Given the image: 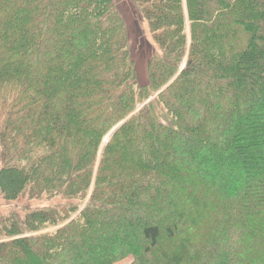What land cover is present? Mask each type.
Masks as SVG:
<instances>
[{
    "label": "trees",
    "instance_id": "trees-1",
    "mask_svg": "<svg viewBox=\"0 0 264 264\" xmlns=\"http://www.w3.org/2000/svg\"><path fill=\"white\" fill-rule=\"evenodd\" d=\"M134 2L142 82L115 0H0V264H264V0Z\"/></svg>",
    "mask_w": 264,
    "mask_h": 264
},
{
    "label": "rangeland",
    "instance_id": "rangeland-1",
    "mask_svg": "<svg viewBox=\"0 0 264 264\" xmlns=\"http://www.w3.org/2000/svg\"><path fill=\"white\" fill-rule=\"evenodd\" d=\"M120 9L129 31V47L136 62L140 81L147 79L148 62L155 49L158 48L152 39L146 21H143L138 6L134 0H115ZM11 204L0 198V213L8 211ZM131 257L125 258L117 264H130Z\"/></svg>",
    "mask_w": 264,
    "mask_h": 264
},
{
    "label": "water",
    "instance_id": "water-1",
    "mask_svg": "<svg viewBox=\"0 0 264 264\" xmlns=\"http://www.w3.org/2000/svg\"><path fill=\"white\" fill-rule=\"evenodd\" d=\"M117 128V127H116ZM116 128L114 130H116Z\"/></svg>",
    "mask_w": 264,
    "mask_h": 264
}]
</instances>
